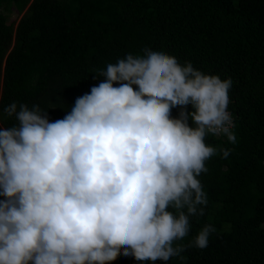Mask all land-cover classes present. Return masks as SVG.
Segmentation results:
<instances>
[{"label":"clouds","instance_id":"9594fccd","mask_svg":"<svg viewBox=\"0 0 264 264\" xmlns=\"http://www.w3.org/2000/svg\"><path fill=\"white\" fill-rule=\"evenodd\" d=\"M97 75L63 119L50 122L54 106L4 108L16 123L0 128V264H155L217 233L207 223L180 242L209 204L198 177L234 150L206 137L238 142L232 78L150 47Z\"/></svg>","mask_w":264,"mask_h":264},{"label":"trees","instance_id":"16d2710c","mask_svg":"<svg viewBox=\"0 0 264 264\" xmlns=\"http://www.w3.org/2000/svg\"><path fill=\"white\" fill-rule=\"evenodd\" d=\"M12 10L23 11L15 25L7 21ZM145 47L230 76L238 137L235 145L206 137L234 150L226 159L213 157L198 177L209 204L180 242L212 223L217 233L208 247L155 264H264V0H0V128L16 123L3 112L12 102L54 106L50 122L63 119L78 97L105 80L98 70ZM20 57L23 72L16 68ZM178 114L173 108L172 116ZM111 264L152 262L121 254Z\"/></svg>","mask_w":264,"mask_h":264},{"label":"rangeland","instance_id":"374dc122","mask_svg":"<svg viewBox=\"0 0 264 264\" xmlns=\"http://www.w3.org/2000/svg\"><path fill=\"white\" fill-rule=\"evenodd\" d=\"M6 12V10H4ZM23 13V11L21 12H16L15 10H12L7 17V21L11 22L13 21L14 25L16 24V22L18 21V19L20 18L21 14ZM16 68L23 72L27 69V66L25 65V61H24V57H20L18 63L16 64Z\"/></svg>","mask_w":264,"mask_h":264},{"label":"built area","instance_id":"2783aa9c","mask_svg":"<svg viewBox=\"0 0 264 264\" xmlns=\"http://www.w3.org/2000/svg\"><path fill=\"white\" fill-rule=\"evenodd\" d=\"M229 111H230V109H229Z\"/></svg>","mask_w":264,"mask_h":264}]
</instances>
